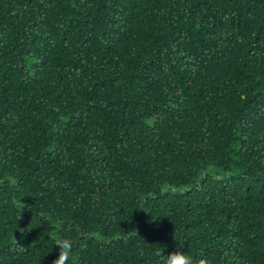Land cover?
I'll return each mask as SVG.
<instances>
[{
  "label": "trees",
  "instance_id": "trees-1",
  "mask_svg": "<svg viewBox=\"0 0 264 264\" xmlns=\"http://www.w3.org/2000/svg\"><path fill=\"white\" fill-rule=\"evenodd\" d=\"M59 235L264 264V0H0V264Z\"/></svg>",
  "mask_w": 264,
  "mask_h": 264
},
{
  "label": "clouds",
  "instance_id": "clouds-1",
  "mask_svg": "<svg viewBox=\"0 0 264 264\" xmlns=\"http://www.w3.org/2000/svg\"><path fill=\"white\" fill-rule=\"evenodd\" d=\"M8 182L15 185L17 181L15 177L10 175ZM53 239V244L58 247L59 253L53 259L52 264H69L75 243L74 240L67 235H59ZM158 255L163 257L162 264H212L211 259L204 253H201L198 259H194L191 255H188L185 251H181L179 248L167 255L164 254V249H162Z\"/></svg>",
  "mask_w": 264,
  "mask_h": 264
}]
</instances>
